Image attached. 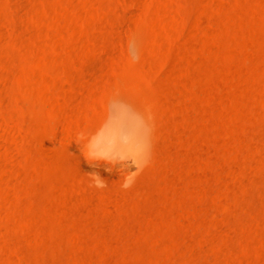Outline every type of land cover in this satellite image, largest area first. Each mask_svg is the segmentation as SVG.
I'll return each mask as SVG.
<instances>
[{
	"label": "rangeland",
	"instance_id": "obj_1",
	"mask_svg": "<svg viewBox=\"0 0 264 264\" xmlns=\"http://www.w3.org/2000/svg\"><path fill=\"white\" fill-rule=\"evenodd\" d=\"M0 264H264V0H0Z\"/></svg>",
	"mask_w": 264,
	"mask_h": 264
},
{
	"label": "clouds",
	"instance_id": "obj_2",
	"mask_svg": "<svg viewBox=\"0 0 264 264\" xmlns=\"http://www.w3.org/2000/svg\"><path fill=\"white\" fill-rule=\"evenodd\" d=\"M85 156H86V159L98 158V154L95 153L91 148H89ZM146 164H147V159H145L143 162V165H146ZM143 165L140 163V161L134 162V166L136 167L137 170L135 172H130V173L125 174V180L122 185L124 189H128L132 186V184L134 183L135 176L138 175L139 171L142 170ZM107 170L110 171V169H107ZM87 175L95 182V186L97 188L103 189L107 187V183L105 182V180H102L97 173L92 172Z\"/></svg>",
	"mask_w": 264,
	"mask_h": 264
}]
</instances>
